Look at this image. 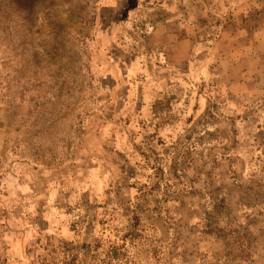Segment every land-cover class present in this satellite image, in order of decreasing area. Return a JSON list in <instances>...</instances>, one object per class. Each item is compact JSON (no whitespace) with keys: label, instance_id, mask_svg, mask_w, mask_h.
Returning <instances> with one entry per match:
<instances>
[{"label":"rangeland","instance_id":"rangeland-1","mask_svg":"<svg viewBox=\"0 0 264 264\" xmlns=\"http://www.w3.org/2000/svg\"><path fill=\"white\" fill-rule=\"evenodd\" d=\"M0 264H264V0H0Z\"/></svg>","mask_w":264,"mask_h":264},{"label":"crops","instance_id":"crops-1","mask_svg":"<svg viewBox=\"0 0 264 264\" xmlns=\"http://www.w3.org/2000/svg\"><path fill=\"white\" fill-rule=\"evenodd\" d=\"M224 2H226V0H224ZM237 9H238V7H237ZM158 25H166V23L160 22Z\"/></svg>","mask_w":264,"mask_h":264},{"label":"snow or ice","instance_id":"snow-or-ice-1","mask_svg":"<svg viewBox=\"0 0 264 264\" xmlns=\"http://www.w3.org/2000/svg\"><path fill=\"white\" fill-rule=\"evenodd\" d=\"M127 5H125V7H126Z\"/></svg>","mask_w":264,"mask_h":264}]
</instances>
